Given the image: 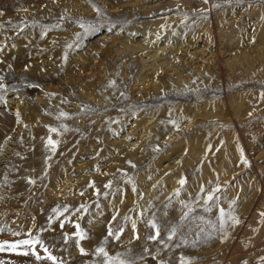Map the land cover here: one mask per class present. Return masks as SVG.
<instances>
[{
    "label": "rangeland",
    "instance_id": "374dc122",
    "mask_svg": "<svg viewBox=\"0 0 264 264\" xmlns=\"http://www.w3.org/2000/svg\"><path fill=\"white\" fill-rule=\"evenodd\" d=\"M0 13V242L30 233L56 264H102L101 245L135 264H264V0ZM33 251L0 264H52Z\"/></svg>",
    "mask_w": 264,
    "mask_h": 264
},
{
    "label": "snow or ice",
    "instance_id": "6c2138e0",
    "mask_svg": "<svg viewBox=\"0 0 264 264\" xmlns=\"http://www.w3.org/2000/svg\"><path fill=\"white\" fill-rule=\"evenodd\" d=\"M204 2L207 3L208 0H204ZM213 7H217V5H213ZM96 11L99 14V9H96ZM0 15H2V13H0ZM80 27L83 28L85 30V32H87L92 26L91 25L85 26L83 23H81ZM77 39H79V34L77 35ZM69 47H71V45H69ZM0 88H3L2 84H0ZM60 116L61 117L65 116V113H60ZM49 132H57V129L50 128ZM57 143H58L57 141H53L51 138H49L47 141V144L51 146L53 151L55 150ZM29 182L32 183L33 181H29ZM179 183L181 185H183L184 181L181 180V181H179ZM89 186H92V185L90 184ZM109 186L110 185H105V187H109ZM203 191H204V189L202 187L201 192H203ZM219 191H220V188L216 187L211 192H209L206 195V198L204 199V204L207 205L210 201H213L214 199L218 200L219 197H215L214 194L216 192H219ZM185 207L188 208V212L184 213V215L181 218L182 220L187 218L189 212L192 211V208L189 205H185ZM230 207H231V205H230ZM64 211H67V209L65 208ZM59 214H62V213H58V215ZM225 215H226V213H225L224 209H220L219 210V219L221 221V227L222 228L224 226V223L226 222L224 219ZM227 215H228V218L230 220H232L234 223H239V221L236 220L235 217H232L230 214H227ZM261 215L264 216V213H262ZM61 226L63 227V223L61 224ZM75 227L77 228L76 236L79 237L80 240L84 239L85 238L84 233L79 230V225L77 224V225H75ZM151 227L155 229L156 225L154 223H152ZM133 228H135V224H133ZM119 234L120 233H118V232L114 233L111 229H109V231H108V236H112L117 240L119 239ZM13 235H16V233H13ZM175 235H176V229L173 228L170 230L167 239L171 240V239H173V237ZM158 238H159V231L158 230L156 231L155 235H151L148 237V239L152 240V241H156V240H158ZM77 243H79V240L77 241ZM36 245H40V247L43 248V250L45 252L44 257H41L35 251L32 252V255L35 256L37 261H39L41 259H47V260L51 261L52 264H56V257L49 254L47 248L44 247L43 243L38 238L32 237L30 233L28 234V238H26V239H21V240L11 242V243L8 241L0 242V251H5V250L16 251L19 248H35ZM80 251L82 254H84V250L82 248L80 249ZM95 255L103 258L102 264H135V261L122 259L121 254H117L115 256H110L108 254V252L105 250V248L103 247V245H101L95 249Z\"/></svg>",
    "mask_w": 264,
    "mask_h": 264
},
{
    "label": "bare ground",
    "instance_id": "6f19581e",
    "mask_svg": "<svg viewBox=\"0 0 264 264\" xmlns=\"http://www.w3.org/2000/svg\"><path fill=\"white\" fill-rule=\"evenodd\" d=\"M156 51H157V49H156V47H155L154 54H157Z\"/></svg>",
    "mask_w": 264,
    "mask_h": 264
}]
</instances>
